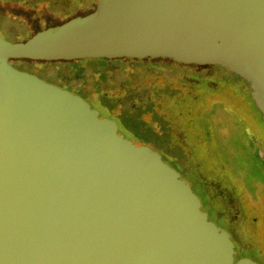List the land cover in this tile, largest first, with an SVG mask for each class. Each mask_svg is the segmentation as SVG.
I'll return each mask as SVG.
<instances>
[{"label":"water","instance_id":"obj_1","mask_svg":"<svg viewBox=\"0 0 264 264\" xmlns=\"http://www.w3.org/2000/svg\"><path fill=\"white\" fill-rule=\"evenodd\" d=\"M81 58L216 65L264 119V0H95L26 41L0 29V264H264L159 148L13 64Z\"/></svg>","mask_w":264,"mask_h":264},{"label":"flooded vegetation","instance_id":"obj_2","mask_svg":"<svg viewBox=\"0 0 264 264\" xmlns=\"http://www.w3.org/2000/svg\"><path fill=\"white\" fill-rule=\"evenodd\" d=\"M185 65L192 68L182 78L157 86L169 98L165 146L157 148L193 181L209 219L232 231L238 256L242 243L256 254L264 242V119L245 80L216 65Z\"/></svg>","mask_w":264,"mask_h":264},{"label":"rangeland","instance_id":"obj_3","mask_svg":"<svg viewBox=\"0 0 264 264\" xmlns=\"http://www.w3.org/2000/svg\"><path fill=\"white\" fill-rule=\"evenodd\" d=\"M85 0H38L37 4H29L25 2H16L15 0H0V13H6L10 16L11 25H2L0 26L3 29L4 35L11 40L12 42H21L26 40L29 36L40 32L41 28H51L56 27L70 18H77L85 16L86 14L91 13L95 9V0H88V5H85ZM6 24V23H5ZM6 27V28H5ZM39 61V60H38ZM88 64V63H86ZM104 65V69L95 71L92 67ZM90 66L89 77L85 76L80 79V87L83 86V89L86 90V94L95 97V94L98 93L102 95L104 100L116 101L117 105H121L125 99V85L122 80L114 81V75L118 73H128L129 70H138L143 68L138 75L140 76V81H144L140 86L137 84V87L143 88L145 92H158L161 95L162 99L166 98L163 88H157L161 86L162 81H164L168 76L177 77L185 72L191 70L192 67H187L185 64L179 65L177 62L170 61L169 59L155 58L150 61L147 60H130L123 58V61L113 62V63H101L98 61H93L88 64ZM51 65H38L30 64L24 67L25 70L38 75L39 77L46 79L51 82H55L60 86L74 89L73 85L78 84L79 77H76L74 73H69L67 75L63 74L61 70L52 71L54 74L50 73ZM56 68V67H54ZM82 76V74H79ZM113 80L109 82V80ZM118 86L120 92L111 91V87ZM156 85V86H155ZM75 90V89H74ZM90 90L91 93H88ZM96 92V93H94ZM82 95V93H81ZM88 101V98L85 97ZM214 99V98H213ZM212 99V100H213ZM211 100V101H212ZM130 107L126 108L125 113L127 115L133 116V109L136 108V103L129 102ZM124 104V108H125ZM133 108V109H132ZM120 109H123L120 106ZM124 113V114H125ZM134 118V117H133ZM151 120L149 114L143 115L140 119L141 124L147 126ZM140 124V122H138ZM154 124V123H153ZM156 127L158 126L155 124ZM263 130L264 123L262 122ZM149 129L148 132H140L135 136L134 141L142 140L147 142H162L159 137H156L154 133ZM264 225L260 229L261 234L263 235ZM257 253L256 257L264 259V242H259L256 246Z\"/></svg>","mask_w":264,"mask_h":264},{"label":"trees","instance_id":"obj_4","mask_svg":"<svg viewBox=\"0 0 264 264\" xmlns=\"http://www.w3.org/2000/svg\"><path fill=\"white\" fill-rule=\"evenodd\" d=\"M1 1H6V0H1ZM16 2H25V3H29V4H37L38 0H15ZM91 4L93 2V0H90ZM85 5H88V0H85ZM92 12V11H91ZM87 15V14H86ZM10 18V16H9ZM72 19V18H70ZM68 19V20H70ZM67 20V21H68ZM0 22L2 25H11V21L7 19V14L6 13H0ZM66 22V21H65ZM6 23V24H5ZM6 28V27H5ZM0 29L3 32V29L0 27ZM46 28H41L40 31L45 30ZM4 33V32H3ZM31 38L30 36L27 38L29 39ZM26 39V40H27ZM24 40V41H26ZM22 42V41H21ZM125 59H130V60H136V58H125ZM163 59H167V58H163ZM138 60H147L150 61L152 59H138ZM168 60V59H167ZM170 60V59H169ZM93 61H98L101 63H113V62H120L123 61V58H81V59H72V60H49V61H45V60H21V61H14L13 64L23 68L26 67L27 65L30 64H38V65H51L52 67L50 68V73L54 74V72L52 71H56V70H61L63 71L65 75L69 74V73H74L76 75V77H79L78 80V84L73 85L71 89L74 92L78 93L79 95H81L82 93V97L84 99H86L85 97L88 98V102L90 103V105L94 108H97L100 110V115L102 116H107V117H111L113 119H116L119 121L120 125H119V130L121 133H123L125 136H128V138H130L131 140H135V136H137L140 132H148L149 129L152 130L151 132L154 133V135L156 137H159V139L162 141L160 143L158 142H147V141H142L139 140L140 143H146V144H151V146H155V147H159V146H165V123H164V118L167 114V107H168V97H166L165 99H162L161 95L158 94L157 92L151 91V92H145V90H143L142 88H140L139 86L144 82V81H140V76L138 75V72L140 73L142 71L143 68H139L138 70H129L130 72L128 73H118L116 75H114V81L117 80H122L123 85H125V91H123L125 93V99L123 104L121 105H117V102L115 101H107L104 100L102 98V95H99L98 93L95 94V97L90 96L89 94H86V90L83 89V86L80 87V79L82 77H89L91 74H89L90 71V66H88V64L90 62ZM172 61V60H170ZM88 63V64H86ZM179 64V63H177ZM182 65V64H179ZM56 67V68H54ZM93 69H95V71H99L104 69V65L102 66H95L92 67ZM79 74H82V76H80ZM185 74H187L185 72ZM184 74H181L177 77L182 78ZM109 80V82H112L113 80L111 79H106ZM137 84L139 85L137 87ZM111 91L117 92L119 93L120 90L118 88L117 85H115V87H111L110 88ZM88 93H91L90 90H88ZM87 100V99H86ZM136 101L139 102V104H136V108L133 109L134 115L130 116L127 115L125 113L126 108L130 107L131 104H127L129 102L132 103H136ZM170 101V100H169ZM124 104L125 108H124ZM120 106L123 109H120ZM153 111V113H151V111ZM125 113V114H124ZM145 114H149L151 115V120H149V124L147 126H144L143 123L141 124L140 119H142L143 115ZM124 115L126 117H124ZM154 115V116H153ZM123 116V117H121ZM134 117V118H133ZM138 122H140V124H138ZM154 123V124H153ZM157 124L158 126L156 127ZM138 142V141H136ZM251 245V244H250ZM249 244L246 243H242L241 246V251H240V256H250L251 258H253L254 260H258L261 262H264V259H260L258 257L255 256L253 252V250L251 248H249Z\"/></svg>","mask_w":264,"mask_h":264}]
</instances>
